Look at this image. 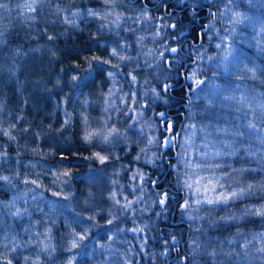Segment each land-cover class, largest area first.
Returning a JSON list of instances; mask_svg holds the SVG:
<instances>
[{
    "label": "trees",
    "instance_id": "trees-1",
    "mask_svg": "<svg viewBox=\"0 0 264 264\" xmlns=\"http://www.w3.org/2000/svg\"><path fill=\"white\" fill-rule=\"evenodd\" d=\"M242 1L237 3L250 5L243 6V14L257 21L264 12L263 0H252L250 4L249 0ZM0 3L5 5L0 9V31L4 33V43L0 44V130H7L15 137L11 140L0 134V177H9L8 181L0 180V264L9 260L12 264H69V261L78 264L81 252L88 245L106 241L111 232H116L109 240L114 244L105 243L104 250L84 264L121 263V246L115 244L122 238L123 219H134L143 228L138 232L143 249L129 254V264H264V255L255 251L264 247V218L241 215L245 208L264 204V192L227 205H203L198 210L195 206L182 214L179 206L184 201L182 187L177 188V170L169 166L174 164L175 152L163 147L160 136L164 132L155 116L162 107L176 100L172 91H163V85L182 82V75L176 69L165 66L172 32L160 16L161 11L129 0H118L115 7L103 0H41L35 14L37 19L31 22L27 15H21L26 11V0H0ZM233 4L214 0L212 11L216 15H212L208 30L202 32L201 38L195 35L190 39L194 45H187L195 58L188 71L196 76L186 81L193 89L184 95L183 102H188L184 113L188 118L195 108L196 79L206 77V81L212 79L226 86L238 82L251 96L254 114L228 111L220 101L211 104V111L222 114L229 123L238 117L240 124H247L250 119L264 127V118L257 111V105L262 104L260 95L264 96L261 74L264 44L258 43L260 28L257 23L253 26L245 22L235 25L232 32V20L222 15ZM88 9L99 12L100 18L88 17ZM73 13L82 15L74 17ZM117 16L121 19L113 23ZM66 17L75 19V26L63 23ZM102 24L106 27L101 28ZM187 25L179 23L180 29H187ZM199 27L202 24L195 31ZM49 36L54 39L50 41ZM224 36H227L224 43L231 45L233 54L239 58L237 63L245 58L257 63L256 79L232 72L235 70L226 73L224 65L206 67L212 63L213 56L219 55L216 44ZM113 48L118 50L116 57L111 55ZM120 56L130 59L120 60ZM93 57H99L100 62L92 60ZM104 60L110 63L103 64ZM237 63L229 69H235ZM110 71L114 72L113 77L108 76ZM73 75L84 79L73 82ZM132 75L135 81L131 80ZM109 91L114 94L116 107L123 110L134 97L131 109L143 114L138 124L127 128L110 124ZM120 100L125 102L123 106ZM202 102L201 111L208 106L204 105L206 99ZM101 124L104 135L108 129H119V138L105 142L101 136L86 142L85 133L99 130ZM138 125H149L159 143H143L145 138L139 135ZM95 153L108 159L101 163ZM136 155L153 163L140 162ZM133 163L146 174L141 179L134 176L143 196L137 206L124 208L123 194L128 192L129 197H134L135 193L126 188L134 186L131 180L130 185L121 183L130 178L122 169H130ZM236 163L223 170H231L233 175L241 173L239 187L264 183V160L254 172L241 171L243 163ZM65 172L68 175H63ZM121 185L124 193L120 191ZM164 192L169 193V199L161 206L158 194ZM230 214H235L237 219L220 220ZM189 215L194 219H189ZM81 235L85 237L83 240L79 239ZM73 240L78 245L76 248H72ZM193 240L200 245L195 253ZM114 248L119 260L116 254L108 256ZM213 250L216 256L206 255Z\"/></svg>",
    "mask_w": 264,
    "mask_h": 264
},
{
    "label": "rangeland",
    "instance_id": "rangeland-1",
    "mask_svg": "<svg viewBox=\"0 0 264 264\" xmlns=\"http://www.w3.org/2000/svg\"><path fill=\"white\" fill-rule=\"evenodd\" d=\"M239 0H236L235 3H237ZM244 1V0H243ZM242 1V2H243ZM248 1V0H247ZM245 2V1H244ZM261 2V1H260ZM233 4L232 6H227L226 10H224L223 13V17L224 18H228L230 20L231 19V13L232 12H240L243 13L244 9L243 6L248 5V3H242L239 4L237 3V5H241V7H238L236 4ZM250 4V3H249ZM262 5L264 7V0L262 1ZM250 6V5H248ZM262 15L264 16V12L262 11ZM260 16V17H261ZM259 17V19H260ZM259 19L257 21H259ZM256 26H258L259 28L261 27V24L259 22H256ZM260 32V29H259ZM261 33V32H260ZM263 43L264 44V33L260 34V39H258V43L260 44ZM225 53V49L220 48L219 49V55L218 56H213V59L210 61L212 63L207 64L206 67L208 69H211L213 64L214 65H221L223 66V64H221V59L223 58ZM211 56H209L210 58ZM229 59H231V57H229ZM245 60V62H244ZM238 66H236V68H231L229 70H235L232 72H238L241 74H243V70L245 68V66H247V68H256V70L258 69V65L257 63L249 60L248 58L243 59L242 63H237ZM239 67V68H238ZM204 74V72L202 73ZM248 75L252 76V73H247ZM210 77V75H207ZM203 77V76H202ZM205 78H202L201 80L205 81L204 84H200V85H195L194 83V92L196 94L195 97V103H194V109L192 110V112L190 111L188 118H186L185 123L183 124V128L179 131V136H178V143L177 145H172L174 148L175 153L172 155V157H175V161L174 164L177 163V154H180V159L183 160L185 158L184 156V152H185V148H182L181 145L184 144V141L188 138V136L191 134L192 129L186 128L184 127L185 125H192V124H196L197 128H202L205 125L211 124L213 127H220V128H229L232 132H242L244 133L243 136H238V137H232L231 135H225L223 133L220 134H213L212 136L207 137L208 141H211L213 143H217L221 140H228L229 142H232L233 140L235 141L233 143V147H232V151L236 152V155H225L222 157H207V158H202L199 153H203L205 151H209V152H215L217 150H225L223 148V145H220L219 147H212L211 143L209 144V148L205 149L204 148V143H205V137L202 134H198L197 136L193 137V141H192V146L187 147L186 151L188 153V157L192 159V161L194 163H201L202 159L203 162L207 163V164H211V165H216L219 164L221 167L220 168H213V167H209L205 170H202L199 172V175L201 176H205L208 177L209 179H213L214 177H219V181L218 184H223L225 187L224 188H217V191L215 192H204L201 191V193L199 194V196L193 195L191 197V199L194 201L197 198H204V197H209V198H214L215 196L220 195L221 192H227L229 190V188H232L233 190L240 188L237 184L240 181V177H241V173H237L236 175L232 174V171H228V169H226V171H224L223 169H225L226 166H230V165H235V162L237 163H243V169L245 170V172L247 170H258L260 169V165L262 163V160H264V145H262L259 141V139L257 138L256 132L251 131L247 128V125L250 123H254L257 126V130H259V134L261 136H264V127H262V124L260 122H255L253 120L249 119V122L240 124L241 122L239 121L238 117H236L234 121V123H229L225 121V117H223L222 114H214V112L211 111V104L216 103V102H221V105L226 106V108H228V111H232L235 110V112H237V114H254L253 112V105L251 104L252 102H250L249 100H251V96H248L246 94L245 88L243 87V85L241 83H235L234 85L231 86H226L221 82H217L216 80H212V79H207V81L205 80ZM112 83V82H111ZM109 83V84H111ZM112 85V84H111ZM238 86V87H237ZM219 88V92L217 91V89ZM224 89H227V91H224ZM108 99H110V105L108 103V107L111 109L109 112H107V119L108 121L110 120V124H115V125H120V126H125V128L127 127H133V125L138 124L140 122L141 116L143 114H136L134 109H131L134 106V99L131 97V101L130 103L126 106L125 110L122 109V107H116L115 104V100H114V94L112 93V91H109L108 93ZM218 96V98H217ZM225 96H234L236 99L234 101H226L223 98ZM243 99V103H240L241 99ZM206 99V103L204 105H208L204 108H202L203 110L201 111V106H202V101ZM260 99L262 100V104H264V96L260 95ZM260 100V103H261ZM123 103H125L124 101L120 100V106H123ZM122 104V105H121ZM255 106V105H254ZM210 109V111H209ZM249 111V112H248ZM121 113V115H120ZM231 113V112H230ZM120 115V116H119ZM233 115V114H232ZM99 121H101V117L98 118ZM102 124L99 127V130H101L102 128ZM138 127H140V131L138 132L140 136H143V139L145 138V140H143V143H148L149 139H154L156 136H154V134L152 133L151 127L148 125L141 127L140 125H138ZM125 128H122L123 130H125ZM159 128L161 129L160 125ZM158 128V129H159ZM151 130V131H150ZM209 131H211V129H209ZM162 137H164V134H162L160 136V139H162ZM163 142V140H161ZM170 147V146H169ZM247 149H251L252 151L256 152V156L254 157H250L246 150ZM165 156H167V154H164ZM139 155H136L135 159L143 162V163H148L147 161H149V158H144L139 156V159H137ZM164 156V157H165ZM152 161V160H151ZM236 165H239L237 164ZM151 164V163H148ZM249 164H251V166H249ZM128 168V170H127ZM181 172L184 171L183 166L181 165L180 167ZM122 172L125 173L126 176L130 175V178H126V180H121V183H127L129 184V180H131V183H133L134 186L130 185L131 187H126L127 189H130L132 192H134V197H129L128 196V192H126L125 194H123L122 200H123V204L127 205L129 202H131V205L129 206V208L135 206L138 203V199L143 196V191L140 190L141 188H139L140 186L138 184H136L135 178L134 176L136 175L138 178L137 179H141L144 176H146V174L143 172L141 167H138L136 164H132V167H124L122 169ZM254 172V171H252ZM227 174V175H225ZM124 178V177H123ZM62 180V178H61ZM214 182H216L214 180ZM204 184H207V180L204 181ZM125 185V184H124ZM123 185L120 186V191L121 192H125V190H123ZM183 199L188 198V193L186 189H183ZM129 197V198H128ZM184 201H182L181 203H183ZM180 203V204H181ZM179 204V205H180ZM137 206V205H136ZM140 206V204L138 205ZM127 208V207H124ZM193 208H195V205H193ZM133 209V208H132ZM193 210V209H191ZM190 211V210H189ZM128 213H125V216ZM188 216V215H187ZM121 231L120 234L122 235V238L120 239L119 242H116L115 246L120 245L121 248L119 249L121 251L122 254L119 255V258H121V263L118 262V264H129V254H133V251H140L141 249H143L140 244L143 243L142 239L138 238V232L140 231H134V229H140L138 224L135 222L134 219H123L121 221ZM143 230V228H142ZM106 233V232H104ZM118 234V233H117ZM116 235V232H111L110 234H108V238L106 239V241H95L92 245H88L83 252H81L80 256H79V263L80 264H84L86 263L85 261H90L91 258H95L96 256H98L100 254L101 251L104 250L106 244H114L112 242H110L109 237H114ZM139 245V246H138ZM119 248V247H118ZM114 249H110L108 256H114L116 253V251H114ZM126 252V253H125ZM124 253V254H123ZM98 254V255H97ZM117 255V254H116ZM118 255H117V259L119 260ZM78 263V264H79ZM95 264H98V261L94 262ZM109 264H113L111 262H109Z\"/></svg>",
    "mask_w": 264,
    "mask_h": 264
},
{
    "label": "snow or ice",
    "instance_id": "snow-or-ice-1",
    "mask_svg": "<svg viewBox=\"0 0 264 264\" xmlns=\"http://www.w3.org/2000/svg\"><path fill=\"white\" fill-rule=\"evenodd\" d=\"M103 2L110 6V7H115L118 3V0H103ZM236 0H228L229 4L235 3ZM252 0H249V3H251ZM41 3V0H26V3L24 5L26 11L25 13H21L22 16L27 15L29 21L31 22H35L37 17H36V13L39 10V4ZM202 7V5H200ZM5 8V5L3 3H0V9ZM106 15L107 13V9L105 10ZM82 15L81 13H73V16H80ZM210 15L215 16L216 13H210ZM87 16L90 18H100V13L92 10V9H88L87 10ZM121 19L120 16L116 17V20L113 21V23H117L119 20ZM145 19H149V17L145 16ZM231 19H232V24H233V28L231 29L232 32H235V25H240V24H244L245 22H247V24L249 25H253L256 22H259L261 24L260 27V32L264 33V16H261L259 21H254L253 17H250L248 15H245L243 13L240 12H232L231 13ZM63 23L68 24V25H73L75 26V19H68L67 17L65 18V20L63 21ZM101 28L106 27V25H100ZM173 28L176 27L175 24L172 25ZM207 27V26H206ZM223 31H225L226 33L229 31L228 29H223ZM4 33L3 31H0V44H3L4 41L2 39ZM48 39L51 41L54 39L53 36H49ZM221 43H217L216 44V48L220 49V48H224L225 49V53L223 58L221 59V64L224 65V71L226 73H229V66H234L235 63L238 62V57L235 56L233 54V50L231 49V45L224 43V41L227 40V36L221 37ZM262 51H264V49H261ZM19 51V50H17ZM170 51L172 53H176L177 49L176 48H171ZM111 55L113 57L118 56V50L117 48H113L111 51ZM229 57H231V59H229ZM120 60H128L130 59V57H124V56H120L119 57ZM211 59V58H210ZM92 60L100 62L99 57H93ZM103 64H109L110 61L109 60H104L102 61ZM220 65H217V67H219ZM115 67V66H114ZM89 69H92V64H89ZM247 73H252V78L256 79V68H247V66H245L244 70H243V74L246 75ZM262 75H264V71H262L261 73ZM89 75H91V71H89ZM131 75V74H129ZM108 76L109 77H113L114 76V72H108ZM196 76V73L193 72L191 74V77L194 78ZM84 78L78 76V75H73L71 77V80L73 82L76 81H80ZM131 80L135 81L136 77L134 75L131 76ZM59 84V81L57 82ZM205 81L203 80H199L196 79L195 80V85H200V84H204ZM76 87H83L85 85H75ZM171 87V85L165 83L163 85V90L166 92L169 90V88ZM238 87V86H237ZM217 91L219 92V88L217 89ZM224 91H227V89H224ZM134 99V97H132ZM218 98V96H217ZM226 101H234L236 98L234 96H225L223 98ZM243 99H241L240 103H243ZM257 111L260 113L261 118H264V104H259L257 105ZM157 115L161 118V123L166 125V131L168 133H172L173 132V122L171 120H169L166 116V114L164 112H159L157 113ZM67 123V121L65 122ZM184 127L192 129L191 134L188 136V138L184 141V144L181 145L182 148H185V152H184V156L185 158L183 160L180 159V154H177V163L176 164H171L169 165L171 168L176 169V186L177 188H183L187 190L188 193V198L184 199V202L181 203L180 209L182 210V214L183 213H187L189 212V210L193 209V205L196 206V210L199 209V207L203 206V205H210V206H216V205H227L230 201H237V200H241L243 198H250L252 197L256 192H264V183L262 184H248L247 187H240L238 189L233 190L232 188H229V190L225 193V192H221L220 195L215 196L214 198H209V197H204V198H197L194 201L191 199V197L193 195L199 196V194L201 193V191L204 192H215L217 191V188H224L225 186L223 184H218L219 181V177H214L213 179H209L208 177L205 176H201L199 175V172L202 170H205L209 167H213V168H220L221 166L219 164L216 165H211V164H207L205 162L201 163H194L192 161L191 158L188 157V153L186 151L187 147L192 146V141H193V137L197 136L198 134H202L205 137V143H204V148L207 149L209 148V144L211 143L212 147H219L220 145H223V148L225 150H217L215 152H209V151H205L203 153H199V155L202 158H207V157H222L225 155H236L235 151H232V147H233V143L235 142L234 140L232 142H229L228 140H221L217 143H213L211 141L207 140V137L212 136L214 133L215 134H220L223 133L225 135H231L232 137H238V136H243L244 133L236 131V132H232L229 128H220L218 126L213 127L211 124L205 125L202 128H197L196 124H192V125H185ZM12 128H15V125H12ZM247 128L251 131L256 132L257 138L259 139L260 143L262 145H264V136H261L259 134V130H257V126L254 123H250L247 125ZM209 129H211V131H209ZM25 132L28 131V129H24ZM0 134L4 135V136H8L9 139L14 140L15 137L11 135V133L7 130H0ZM179 133L176 134V136H178ZM103 137V140L105 142H109L112 139H118L120 136L119 133V129L113 127L111 129H108L107 131V135H104L103 130H96V131H91V132H86L84 139L86 142H90L92 141L94 138L97 137ZM175 139L174 136H164L163 137V142L162 145L163 147L167 148L169 146H172L173 144V140ZM148 143L154 144V143H159L157 140L155 139H149ZM247 154L250 157H254L256 156V152L252 151L251 149H247L246 150ZM96 158L99 159V161L101 163H104L108 157L106 156H102L99 153H95L94 154ZM162 157H157V159H161ZM137 159H139V156L137 157ZM148 163H153V161L149 160L147 161ZM181 165L184 168V171L181 172L179 171ZM244 171V170H241ZM249 171H255V170H249ZM63 175H68L67 172L63 173ZM227 175V174H225ZM135 178V177H134ZM0 180H4V181H8L9 177L7 176H3L0 177ZM207 180V184H204V181ZM214 180L216 182H214ZM34 183V181H33ZM156 182L153 181V184H155ZM113 197L115 196V193L112 194ZM160 195V199L158 201L159 205L164 206L167 202V200L169 199V193L168 192H164L163 194H158ZM131 205V202H129L127 205H125V207H129ZM159 215V213L157 214ZM241 215H254L257 217H262L264 218V204L260 205V207L255 208V207H249V208H245ZM198 218V217H196ZM189 219H194L193 216L189 215ZM237 219V216L235 214H230L228 216H224V217H220L221 221L227 222L229 220H235ZM109 224L112 223L111 220L108 221ZM134 231H142V229H134ZM198 231H202V229L198 230ZM85 237L84 236H79L80 240H83ZM109 239H111V237H109ZM173 240L176 239L175 236L172 237ZM165 243L167 244V241H165ZM191 245L193 247V251L194 253L197 252L200 248V245L196 243L195 240H193L191 242ZM78 245L76 243L75 240H73L72 242V248H76ZM209 247L211 246L210 244L208 245ZM246 247V245H245ZM257 253L264 255V247L258 248L255 250ZM206 255L209 256H216L217 252L216 250H213L211 253H206ZM227 255L229 257L232 256V253H227ZM239 254L237 253V256ZM27 259V258H26ZM183 259H187V257L183 258ZM7 264H12V261L9 260L7 262ZM69 264H72L71 261H69ZM242 264V262H241Z\"/></svg>",
    "mask_w": 264,
    "mask_h": 264
},
{
    "label": "flooded vegetation",
    "instance_id": "flooded-vegetation-1",
    "mask_svg": "<svg viewBox=\"0 0 264 264\" xmlns=\"http://www.w3.org/2000/svg\"><path fill=\"white\" fill-rule=\"evenodd\" d=\"M131 3L141 4V6L152 9L154 11H161V17L165 22L168 23L169 28L172 32L171 35V46L168 48L167 54L164 58L165 66L167 68L176 69L178 74L182 75V82L172 84L168 92H173L176 100L174 103L168 106L162 107L159 112H164L169 120L173 122L174 128L172 133H168L166 125L161 123V118L155 114L158 124L164 132V136H174L172 145H177L178 136L177 133L183 128L186 116L184 110L188 107V102L184 101V95L192 91V87L188 86L186 82L188 79H192L191 72L188 71L189 65L195 62L194 56L190 52V48L187 47L188 44L191 46L195 43L192 42L195 35L199 38L202 36V32L208 30V23L212 21L213 13V1L214 0H129ZM202 5V7L200 6ZM188 23L187 29H180L179 23ZM175 24L176 27L173 28L172 25ZM197 31H195L196 26H200ZM207 26V27H206ZM171 48H176L177 52L172 53ZM170 55V56H169ZM172 56V57H171ZM168 57V58H167ZM193 58V59H191ZM187 59V60H186ZM169 60V61H168ZM186 61V62H185ZM181 78V77H180ZM180 78L178 80H180ZM177 80V81H178ZM164 91V90H163ZM172 94V93H171ZM158 112V113H159ZM163 140V137H162ZM168 148V147H167ZM174 151L173 146L169 147ZM175 152V151H174ZM167 156H165V160Z\"/></svg>",
    "mask_w": 264,
    "mask_h": 264
},
{
    "label": "bare ground",
    "instance_id": "bare-ground-1",
    "mask_svg": "<svg viewBox=\"0 0 264 264\" xmlns=\"http://www.w3.org/2000/svg\"><path fill=\"white\" fill-rule=\"evenodd\" d=\"M170 56V55H169ZM172 57V56H171ZM168 58V57H167ZM187 60V59H186ZM169 61V60H168ZM186 62V61H185Z\"/></svg>",
    "mask_w": 264,
    "mask_h": 264
}]
</instances>
